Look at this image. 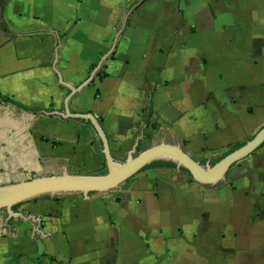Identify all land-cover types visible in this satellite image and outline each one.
<instances>
[{"label":"crops","instance_id":"0c3cea01","mask_svg":"<svg viewBox=\"0 0 264 264\" xmlns=\"http://www.w3.org/2000/svg\"><path fill=\"white\" fill-rule=\"evenodd\" d=\"M262 130L264 0H0V183L204 178L2 209L0 264H264V146L217 168Z\"/></svg>","mask_w":264,"mask_h":264},{"label":"water","instance_id":"95a60500","mask_svg":"<svg viewBox=\"0 0 264 264\" xmlns=\"http://www.w3.org/2000/svg\"><path fill=\"white\" fill-rule=\"evenodd\" d=\"M263 143L264 130L242 148L222 160L217 168L222 174L226 173L234 163L254 153ZM163 159L175 162L193 173L197 180L203 181L204 178L199 173L198 165L194 160L178 149L162 146L146 151L127 163L112 166L109 173L104 176H78L65 173L61 176H40L35 179H29L28 177L27 180L24 179L19 183L9 181L6 185L0 187V210L12 211L17 205L40 198L70 195H82L88 198L93 193L106 194L113 192L120 189L128 179L148 165ZM37 244L39 254L30 258L39 260L41 256H44V247L40 242H37Z\"/></svg>","mask_w":264,"mask_h":264},{"label":"trees","instance_id":"16d2710c","mask_svg":"<svg viewBox=\"0 0 264 264\" xmlns=\"http://www.w3.org/2000/svg\"><path fill=\"white\" fill-rule=\"evenodd\" d=\"M243 146V145H242ZM241 146V147H242ZM262 146H264V143L262 144ZM230 154V153H229ZM229 154H227V155H229ZM227 155H225V157L227 156ZM108 174V170H105L104 172H101V173H99L98 175H95V176H104V175H107ZM55 198H58V197H55ZM47 199H49V197H47Z\"/></svg>","mask_w":264,"mask_h":264},{"label":"rangeland","instance_id":"374dc122","mask_svg":"<svg viewBox=\"0 0 264 264\" xmlns=\"http://www.w3.org/2000/svg\"><path fill=\"white\" fill-rule=\"evenodd\" d=\"M30 178H31V179H35V178H38V177L35 175V176H31ZM4 185H6V184H4V183H0V187H1V186H4ZM80 197H84V196L80 195Z\"/></svg>","mask_w":264,"mask_h":264}]
</instances>
